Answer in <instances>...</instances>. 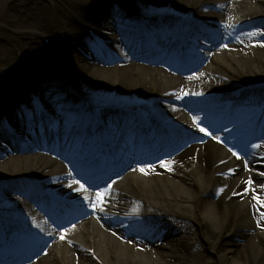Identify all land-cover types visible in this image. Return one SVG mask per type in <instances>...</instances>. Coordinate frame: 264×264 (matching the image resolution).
<instances>
[{
  "label": "bare ground",
  "instance_id": "bare-ground-1",
  "mask_svg": "<svg viewBox=\"0 0 264 264\" xmlns=\"http://www.w3.org/2000/svg\"><path fill=\"white\" fill-rule=\"evenodd\" d=\"M126 12L136 19L130 31L121 20ZM3 20L36 36H16L14 45L0 46V113L17 115V102L31 90L41 98L54 94L52 100L88 95L96 102L140 106L103 112L105 118L57 114L56 124L76 138L82 129L87 138L94 124L98 131L107 128L110 134L126 136L129 115L134 119L132 128L144 118L151 122L157 114L168 116L172 123L176 109L182 110L184 127L192 132L177 129L172 138L177 147L180 142L184 146L179 154L167 150L159 159L150 158L147 163L156 164L154 171L141 172L137 166L138 175L122 180L109 192L107 203L92 208L93 220L81 225L79 233H64L52 250L47 246L51 237L43 233L66 218L50 221L44 206L50 196L35 201L31 182L12 181L30 177L46 188L69 190L79 204H90L97 194L73 173L80 153L69 154L62 141L51 145L49 129L43 125L46 120L41 118L14 123L17 131L28 133L22 148L0 132V232L12 229L14 223L30 231L23 235L26 243L44 249L28 264H264V227L260 226L264 224V151L257 153L264 146V129L241 139L240 129L227 132L238 123L240 112L264 98V87L258 86L264 81V34L250 35L264 28V0H0ZM141 24L152 28L159 45L175 38L189 46L196 43L194 64L215 57L204 72L192 76L178 75L181 69L172 68L162 57L161 65L136 61L125 46L131 36L144 31ZM88 26L97 28V37L87 33ZM120 26L119 39L112 38V31ZM39 36L48 42H40ZM103 39L114 47L120 63L116 64L115 54L104 51ZM129 41L131 48L138 44ZM95 52L102 59H95ZM49 82L59 93L45 91ZM241 87L247 89L233 108L221 99L197 101L198 90ZM230 92L223 96H236ZM181 93L183 98L177 99ZM222 112L226 115L220 118ZM196 116L199 121L193 119ZM39 127L46 138L40 136ZM135 157L120 161L121 166L135 167ZM143 158L147 157H139ZM158 160L168 161L172 170ZM77 180L80 184L74 183ZM81 185L84 189L77 191ZM109 194H101V200ZM53 201L57 206L58 199ZM135 207L138 213L133 212ZM63 211L70 217L67 209ZM4 217L13 223L4 222ZM163 230L166 234L159 237Z\"/></svg>",
  "mask_w": 264,
  "mask_h": 264
},
{
  "label": "rangeland",
  "instance_id": "rangeland-1",
  "mask_svg": "<svg viewBox=\"0 0 264 264\" xmlns=\"http://www.w3.org/2000/svg\"><path fill=\"white\" fill-rule=\"evenodd\" d=\"M142 12L143 13H147L148 11L146 10V9H143L142 10ZM6 21H1L0 22V46H1V44H6V45H10V46H12V45H14V43H13V38H16V36H20V37H26V36H29V37H32V36H36V35H33L29 30H23V29H21L20 27H17V29L16 28H11L10 26H8V25H6V23H5ZM15 27V26H14ZM88 27H90V26H88ZM90 30H91V27H90ZM94 30V32H95V30H97V28H95V26L94 27H92V31ZM87 33L88 34H91V32L89 31V30H87ZM32 34V35H31ZM39 41L40 42H43V43H47L46 42V40L45 39H42V37H40L39 36ZM34 44V43H33ZM35 46H37V45H39V43L38 44H34ZM219 47V45L218 44H216L215 45V48H218ZM15 53H16V51H14ZM93 56V55H92ZM94 57V56H93ZM135 59H136V61H143V60H138L136 57H135ZM143 62H146V61H143ZM147 63V62H146ZM150 64H152V63H150ZM199 66H198V64H193V66H190L188 69H185V70H183V71H181V73H177L178 75H182V76H192V75H195V74H197L198 72H199ZM48 72V71H47ZM61 73V72H60ZM61 75V74H60ZM59 75V76H60ZM18 77V76H17ZM61 77H62V75H61ZM17 79V81H19L20 83H22L23 84V80L22 79H18V78H16ZM2 92V90L0 89V93ZM1 95V94H0ZM108 100H110V99H108ZM181 111V110H180ZM0 118H1V114H0ZM0 121H1V119H0ZM25 137H27V136H25ZM152 162H154V161H152ZM136 170V169H135ZM78 178H80V177H78ZM11 185H16V184H11ZM94 190V192H96L97 190H98V188L96 187V188H94L93 189ZM64 214V213H63ZM64 216V215H63ZM53 217H58V216H53ZM60 219H62L63 217H59ZM71 223H73V222H64V223H61L60 224V226H57L56 228H55V230L54 231H56V232H54V234L55 235H59V236H62V234L64 233V232H67V231H70V230H72L73 229V227L72 226H74V225H71ZM69 225V228L68 229H64V225ZM70 225H71V227H70ZM62 228V229H61ZM60 230H62V231H60ZM73 233L75 234V233H79V229L77 228H75V230L73 231Z\"/></svg>",
  "mask_w": 264,
  "mask_h": 264
},
{
  "label": "snow or ice",
  "instance_id": "snow-or-ice-1",
  "mask_svg": "<svg viewBox=\"0 0 264 264\" xmlns=\"http://www.w3.org/2000/svg\"><path fill=\"white\" fill-rule=\"evenodd\" d=\"M261 34H264V28H261V29H257L255 30L254 32L250 33V35H253V36H259ZM262 42H264V40H262ZM183 93H181L180 96L177 97V99H182L183 98ZM194 120L196 121H199L200 120V117L199 116H196V117H193ZM197 127L200 128L201 131L205 132L208 136H212V132H210L208 129L204 128L201 124L197 123ZM215 139H219V137H214ZM221 143H223V141L221 140ZM260 145H256V147H259ZM237 155H239V153H237ZM157 163L163 165L164 167L166 168H169V170H172L171 167H170V163L166 160H158ZM171 163H175V161H171ZM139 169L141 172H145L147 171L148 169H151V170H155L156 168V164H140L138 165ZM231 171V170H230ZM74 183L76 184H80V181L77 180V181H74ZM111 186H109L110 188ZM84 189V186L81 185L80 188H77L76 190L77 191H82ZM108 191V189H101L100 191L97 192V196H96V199H97V202L102 204V200H101V193L103 192H106ZM219 191H223V189H220ZM85 199L87 200H91V196H88V195H85ZM261 203H264V200L261 201ZM91 207H97V204H90ZM133 212H136L138 213L139 212V207H135L133 209ZM258 224H259V221H258ZM261 227H264V224H261L260 225ZM37 227H39V225H37ZM121 239H123V237H121Z\"/></svg>",
  "mask_w": 264,
  "mask_h": 264
}]
</instances>
